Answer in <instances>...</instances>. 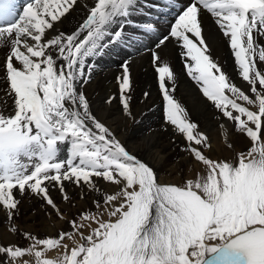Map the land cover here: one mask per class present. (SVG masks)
Instances as JSON below:
<instances>
[{
	"label": "snow or ice",
	"instance_id": "1",
	"mask_svg": "<svg viewBox=\"0 0 264 264\" xmlns=\"http://www.w3.org/2000/svg\"><path fill=\"white\" fill-rule=\"evenodd\" d=\"M138 4L27 0L17 11L14 0H0V209L17 233L20 198L31 195L46 217L55 215L66 226L0 242V264H264V0H187L179 8L178 0H157L156 11L168 7L176 15L166 26L150 18L143 24L144 32L159 29L150 59L164 120L200 169L179 184L161 181L93 113L81 90L93 67L86 58L124 38ZM78 8L84 11L80 22L59 30ZM205 17L225 39L246 88L212 58ZM173 41L186 75L218 119L231 122L246 150L214 156L210 136L176 100V75L160 55ZM129 69L122 64L117 77L126 116ZM97 178L118 190L94 200L95 211L69 217L50 194L58 189L70 202L66 182L99 193Z\"/></svg>",
	"mask_w": 264,
	"mask_h": 264
},
{
	"label": "bare ground",
	"instance_id": "2",
	"mask_svg": "<svg viewBox=\"0 0 264 264\" xmlns=\"http://www.w3.org/2000/svg\"><path fill=\"white\" fill-rule=\"evenodd\" d=\"M26 2L27 0H17L16 3L22 10ZM85 2L86 0H80L81 5ZM156 2L157 0H139L138 7L141 11L129 17L130 22L125 26L124 38L110 44L101 54L86 58V63L93 67L91 79L83 85L81 90L88 97L93 113L111 127L128 149L152 166L155 171L157 170L158 177H161L160 180L177 183L180 182L179 173L177 168L173 167L187 164L190 157L187 152H181L184 144L178 135L173 133L174 137H169V129L172 127L169 125L163 130L157 123V116L161 120L164 118V101L159 93L150 57L151 53L156 50L152 41L159 34V29L148 32L143 30V24L149 18L153 21L158 20L160 25L166 26L174 17L172 14L176 15V12L168 13V7H160L156 11L153 8V4ZM178 2L181 6L187 3V0H178ZM149 12H151V17L148 15ZM83 15V9L78 8L68 21L59 25V30L71 31L80 22ZM204 24V35L210 45L209 51L212 58L223 66L234 83L241 88H246V82H243L237 74L231 51L225 39L211 19L205 17ZM180 52L181 49L175 41L160 52L163 61L170 64L176 75V90L174 92L176 100L188 111L190 117L200 124L201 130L210 136L211 151L214 156H228V150L233 151L235 145L241 150H246L245 141L237 139L239 135L234 134L231 122H226L222 118L218 119L216 110L208 107L209 102L202 96L199 86L186 75L184 60L180 56ZM2 55L3 52H0V56ZM124 63L130 66L131 91L128 92V95L130 96L131 116L124 115L120 107L117 77L122 74V64ZM2 86L0 83V88ZM145 92L149 93L147 97L144 95ZM109 97H115V99L111 103H107ZM212 122L215 124L213 125ZM217 122H223L224 128L221 129V123ZM229 143L232 144V149L227 147ZM60 148L61 153H65L68 146L60 145ZM63 148H66L64 152ZM182 157H187L188 161L181 163ZM170 164H173V167H170ZM190 165H192V170L196 169L195 165L191 163ZM162 168L168 169L165 175L161 172ZM96 184L100 190L99 193L89 191L87 187L77 188L66 182V189L71 197L70 202H65L62 199L58 189H50V194L65 214L72 217L83 211L84 208H94L92 202L96 199L102 201L104 194L118 190L114 185L98 178ZM81 194H83V199ZM20 199L19 211L13 221L19 230L17 233H12L9 230L6 213L0 209V237L5 239L3 242L7 243L10 240L23 242L20 233L24 231L41 235L54 234L53 232L66 227L55 215L51 218L46 217L40 207H37L38 199L31 195Z\"/></svg>",
	"mask_w": 264,
	"mask_h": 264
},
{
	"label": "rangeland",
	"instance_id": "3",
	"mask_svg": "<svg viewBox=\"0 0 264 264\" xmlns=\"http://www.w3.org/2000/svg\"><path fill=\"white\" fill-rule=\"evenodd\" d=\"M208 107H211L212 109H214L212 106H211V104H210V102H209V105H208ZM215 110V109H214ZM156 119H157V123L159 124V126L160 127H162V129L163 130H165L166 129V127H168L169 125L165 122V120H164V118L161 120V119H159V117L157 116L156 117ZM213 123V125L215 124L214 122H212ZM218 124H220V123H223V122H217ZM161 124V125H160ZM169 137H171L172 138V136L174 137V135H173V133H174V131H173V129H169ZM237 135H239V134H237ZM182 142V141H181ZM245 144H246V142H245ZM247 145V144H246ZM128 148V147H127ZM240 147H237L236 145H235V147L233 148L234 149V151H235V153H239L240 151H241V149H239ZM66 149V148H65ZM64 148H63V152H64V150H65ZM130 150V149H129ZM131 151V150H130ZM66 152H67V149H66ZM66 152L65 153H60L61 155H60V157L63 159V157L66 155ZM133 152V151H132ZM228 157H231L232 155H233V151L232 150H228ZM184 161H188V159H187V157H182L181 158V163L182 162H184ZM173 164H170V167H173L172 166ZM150 166V165H149ZM181 166H183V168H181ZM152 167V166H151ZM170 167H167V168H169L170 169ZM167 168H162L161 169V172L165 175V173H166V171L168 170ZM173 168H177V170H178V173H179V175H178V177L180 178V182H177L176 184H179V183H181L183 180H185V179H187V178H192L193 177V175L196 173V172H199L200 171V169H198V168H196V169H191L192 168V165H190V162L188 161V163L187 164H185V165H177L176 167H173ZM156 172H157V170H156ZM158 173V172H157ZM158 176H159V174H158ZM159 179H161V177H159ZM162 181V180H161ZM171 183V182H170ZM172 183H173V181H172ZM115 191H117V190H115ZM114 191V192H115ZM114 192H111V193H109V194H112V193H114ZM102 202V201H101ZM40 204H41V202L38 200L37 201V207H40ZM88 210H91V211H95V208H84V210L83 211H88ZM78 214L79 213H77L76 214V216H78ZM53 233H55V232H53ZM43 235V234H42ZM3 240H5V239H2L1 237H0V242H3ZM3 243H5V242H3ZM50 255H54V253H50ZM207 255H209V254H207Z\"/></svg>",
	"mask_w": 264,
	"mask_h": 264
}]
</instances>
